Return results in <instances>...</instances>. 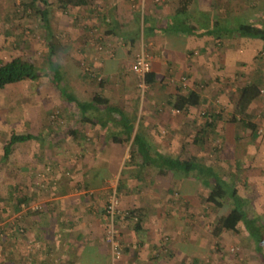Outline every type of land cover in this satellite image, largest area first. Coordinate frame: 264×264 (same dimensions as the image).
Instances as JSON below:
<instances>
[{
    "label": "crops",
    "instance_id": "crops-1",
    "mask_svg": "<svg viewBox=\"0 0 264 264\" xmlns=\"http://www.w3.org/2000/svg\"><path fill=\"white\" fill-rule=\"evenodd\" d=\"M46 1L49 4L48 21L50 31L54 35L53 42L60 45L62 51L68 47L73 48V43L82 47L89 68L97 78H101L97 83L90 82L92 86H87V89L84 87L82 90L80 86L78 90L86 94L85 97H80L78 92L75 95L68 88L67 91L82 102H88L95 96L103 97L107 100L109 108H112V111H108L105 105L87 106L82 110L74 102L64 99L74 103L76 110L73 113L76 116L71 120L76 126L66 133L72 145L81 147L82 138L99 145L98 155L88 159L85 158V150L78 152L76 148H72L73 154H76L75 159L103 163L101 165L117 161L119 165L117 170L109 168L110 165L107 169L105 164L100 166L99 171H93L97 168L89 171L87 178L96 185L93 184L94 188L90 193L100 192V196L94 197V205L79 203L78 210L76 202H81V192L69 194V187L64 184L59 186L55 176L49 173L43 182L44 174L40 171L44 168L38 163V160H43L41 151L29 149L30 146L25 147L27 141L12 148L10 158L16 167H19L21 159L31 156L29 164L21 163L22 166L32 168L29 176L19 173L24 177L21 183L11 177L15 166L10 167L9 172L7 166L1 168L2 160L6 158L0 152V174L4 173L0 178V264H138L141 257L136 250L122 255L119 260H114L111 251L105 249L100 237L97 240L83 237L82 243L75 239L76 233H80L76 232L79 222L89 226L86 233L102 230L106 216L105 210L99 206L103 200L99 203L98 199L103 198L104 190L108 183H112V179L119 191L120 209L143 210L142 226L146 215L153 217L155 214L157 219L154 220V226L156 221L160 227L167 223H177V220H185L198 229L200 226L197 220L196 225H193L192 218L203 217L204 209L224 208H218L206 201L213 179L207 178L204 170L180 175V189L171 187V183L169 186L156 185L152 172L159 177L176 176L172 171L160 174L157 167L143 165L140 155L131 156L130 145L137 131L142 139L163 156L181 159L193 156L203 166L211 168L219 178L237 190L245 201L248 217L257 218L256 224L261 226V215H253L250 204L255 195L259 197L264 187V132L260 133L261 127L264 131V58L260 55V52L264 51V38L242 35L237 30L240 24H254L264 31V0H167L163 4H156L153 0H144L142 3L140 0H86L84 5L68 4L66 8L60 6L59 0ZM36 2L39 8H44L39 0ZM57 7L59 12L54 16ZM71 13H75L74 17H71ZM38 18L40 20L39 15ZM57 19V28L64 30L63 33H69L68 43H64L55 33ZM65 19L73 20L78 25L75 26L72 21ZM82 19L90 25L89 30H86L85 26L84 29L79 27L82 26ZM180 21L194 24L197 29L193 32L178 30ZM40 23L42 25L41 20ZM83 30L84 33H90L88 31L91 30L93 37L82 34ZM44 34L47 46L46 30ZM78 46L74 45V48ZM141 53L148 57L150 63L151 82L148 86L159 89L154 94L139 93L135 86L131 65ZM79 70L75 67L76 80L82 78V75L79 77ZM232 80L241 83L238 89L248 82L260 83V94L249 107L251 121L256 125L254 132L240 123L228 120L229 111L232 113L234 109L238 91L232 93L224 91L223 88L214 89V85L217 87L219 81ZM179 81L182 85L170 87V82ZM190 90L200 94L199 105L187 107L183 103ZM58 92L63 97L59 90ZM232 96H236L234 102ZM214 97L218 104L219 101L221 104L213 110ZM211 102L213 103L209 107ZM205 108H208V112L212 110L211 113L216 116L219 113L222 115L217 120L212 118L215 121L210 130L212 133L214 130L222 131L220 133L223 136L224 148L220 157L209 153L210 147L206 140L208 131H202L203 119L199 113L203 114L201 110ZM42 112H39L41 117L45 114ZM5 119L13 120L11 117H4ZM24 124H30L32 127L30 120H21L17 126L8 129L10 134L12 131L18 133V130L25 129ZM43 127L42 123L39 129ZM129 127L132 132L127 142L121 144L113 140L114 136L124 139V131ZM8 137L4 136L3 141L6 142ZM185 145L190 148L187 150ZM117 147H121L120 153L117 152ZM115 152L117 159L109 155ZM17 153L21 156L18 157ZM13 155L18 158H12ZM65 156L71 160L72 153H65ZM54 160L55 157L51 155L50 161ZM58 160L67 161L65 157ZM22 166L21 169L27 171ZM102 169L107 173H102ZM221 172H226L229 177L226 178ZM148 173L151 174L147 175ZM141 179L142 182L145 180L143 187L140 186ZM43 184L46 191L38 193ZM240 186L243 189L241 191L238 188ZM246 190L253 191L242 195V191ZM158 193L165 196H157ZM42 196L47 197L43 200L47 204L38 200ZM18 200L21 202L18 203ZM203 201L206 203L203 204ZM224 204L227 209L215 215L214 221L221 214L228 212L231 202L225 201ZM152 207L154 210L147 211ZM162 210L166 212L163 213ZM186 212L190 213L189 218ZM171 218L172 221L169 220ZM241 227L244 228L243 225ZM139 231H143V228ZM194 232V238L197 239L201 231L199 229ZM150 243L155 244L156 241L151 240ZM60 244L66 249H59ZM151 256L155 258L154 255ZM157 259L159 258H155L152 264H159L155 262Z\"/></svg>",
    "mask_w": 264,
    "mask_h": 264
},
{
    "label": "rangeland",
    "instance_id": "rangeland-1",
    "mask_svg": "<svg viewBox=\"0 0 264 264\" xmlns=\"http://www.w3.org/2000/svg\"><path fill=\"white\" fill-rule=\"evenodd\" d=\"M27 3H29L28 0H0V59L7 61L13 57H21L30 60L38 67L41 73V76L38 78V80L32 82L22 81L15 84H9L0 90V117H2V124H0V126H2L0 129V152L3 153V146L5 142L3 141L4 136H10V131L8 129L17 126L21 120H30L32 122V127L30 124H24L25 129L18 130L17 132H32L35 138L28 140L25 144L15 143L13 147L15 148L17 145L21 146L24 144L25 147L30 146L29 149H33L35 151L38 150V152L41 151L43 153V160L41 162L38 160V163L42 164L44 168L40 171V173L42 172L44 174V177L42 178L43 182H45L44 180L49 173V175L55 176L59 186H61L60 184H64L66 187H69V194L73 193L74 195L75 193L81 192V202H76L78 205L77 209L79 210V203L80 205L86 204V206L94 205V197L100 196V192L98 194L94 190V192H92L93 194L90 193V190L94 188L95 184L92 183L89 178H87L89 171L91 172L95 168L97 169L93 170L94 172L99 171L100 166H104L105 164L106 168L110 165L109 168L113 167L115 170L119 165V162L112 161L110 164L106 162L104 165H101L103 163L75 159L76 154H73L74 152L72 148H76L78 152L85 150V158L88 159L91 157L95 158L98 155L97 149L99 145H95L94 143L89 142L86 138H82L80 143L81 147H79L77 144L72 145L70 138L68 135L66 136L68 130L74 129L76 126V124L72 122L74 116H76L73 115V113L76 111L74 103L66 102L64 98L61 97L58 89L51 80L52 75L47 71L48 52L46 43L44 41L45 30L41 25L38 16L32 15L30 11L25 8ZM55 11L56 13L54 12V16H56L57 12H59L58 7L55 8ZM74 14L75 13H71V17H74ZM67 21H72L75 26L78 25V23L73 20ZM58 22L59 20L57 19L54 26L55 33L62 38L64 43H68L67 39L69 33H63L64 30L62 29L59 30L57 28ZM81 23L82 26H79L81 29H84L85 26L86 30H89L90 25L87 23V21L82 19ZM58 30L59 32H57ZM84 31L85 30L82 31V34ZM88 32L90 33L84 34L89 35L92 38L94 34L91 30ZM74 45L78 46L77 44L73 43V48L68 47L65 49V51L57 52L53 59L59 65V69L62 74V84L65 85L68 90L72 91L75 95L80 93V97H85L86 94H82L83 92L78 90L80 89V86L82 90L84 87L87 89V86H92V81L97 83L101 78H97V76H95V74L89 68L83 51L84 49H82L80 46L74 48ZM88 45L90 44L88 43ZM75 67L80 69L79 77L82 75L80 80L75 79ZM132 74L134 75L136 89L140 93L142 90L138 86L139 78L134 72ZM217 84V87L214 85V89L220 90L223 88L224 91L236 93V91H238V85L241 83L239 81L232 80L226 82L219 81ZM169 85L170 87H173V85L178 86L182 84L179 81L178 83L170 82ZM154 88L152 89L147 85L142 93H144V95L148 94L149 92L154 94L159 90L158 88ZM153 90L155 91L153 92ZM90 93H92L91 90ZM233 97L234 96H232V100L234 102L236 96L234 98ZM214 101L215 107L212 108L213 110L216 109L219 104H221V101H219L218 104L215 97L213 102ZM213 102L209 104V107ZM207 109L208 108L201 110L205 114H202V112L199 113L201 119H205L204 117L207 115L215 118L216 114L211 113L212 110L208 112ZM40 111L45 113L42 114V117L41 114H39ZM229 115H231L230 111ZM37 116L38 120H36ZM4 117H9V119L11 117L13 120L10 119V121H7L6 119L4 120ZM42 123L44 127L40 130L39 127ZM36 126H38V128H36ZM220 132L222 133V131ZM220 132L216 130H214V133L208 131V135H206L207 139L205 137V139L208 140L207 144L210 147L209 153L217 157H220L221 151L224 148V140ZM246 132L250 133L249 130H246ZM263 132L264 131L261 127L260 133ZM241 136L247 137L246 135ZM185 147L187 150L190 148L189 145H185ZM120 150L121 147H117V152L120 153ZM117 152L112 154L109 153V155L113 157V159H117ZM65 153H72L71 160L67 159ZM17 154L18 157L21 156L20 153ZM51 155L55 157L53 162L50 161ZM17 156L13 155L12 158H18ZM30 157L31 156L28 155L23 158V160L21 159L18 165L19 167H16L15 162L11 160L9 155V157L2 160L3 163L1 162V168L3 166H7L9 168L7 171L9 172L11 170L10 167L15 166L14 170L12 171L13 175L11 174V177H14L16 182L21 183V180L23 181L24 177L22 178L19 173L21 175L26 173V175L29 176L30 170L32 169L28 168V166H22L21 163L23 162V165L29 164L31 160L29 159ZM45 157H47V159ZM63 157H65L67 161L58 160ZM21 166L25 167L27 171L22 170ZM102 173L106 174L107 172L102 169ZM221 173L223 176L225 175L226 178L229 177L226 172ZM3 174L4 173L1 172L0 178ZM114 174L112 176H114ZM149 174L151 173H148L147 175ZM152 175L154 178L153 181L156 182V185L169 186L171 183V187L180 189V184H178V181H180L181 176H176L175 178H170L169 176L159 177L158 175L156 176L154 172H152ZM148 179H146V183ZM140 181V186L143 187L145 185V180L143 179L142 182L141 179ZM238 188L240 191L243 190L241 186ZM144 189L145 188H143V190ZM250 189L252 188L250 187ZM42 191H46V186L44 184L41 186V189H39L38 193ZM98 191L99 190H97V192ZM104 191V199L97 198L99 203L100 200H103V203L101 205L99 204V206L105 210L106 216V220L102 224V230H99L95 233L92 230L90 233H86L85 231L89 229V226L81 225L79 222L76 225V232L80 231V233L78 232L79 235L76 233L77 237L75 239L79 243H82L81 240L83 237H91L92 240H95V238L97 240V238L100 237L103 242V246L105 249L111 251L114 260H119L122 255L136 250L141 257V259H138V264H152L155 258H159L157 261H155L159 262V264H264V187H262L259 197L255 195L252 204H250L251 213L253 215H261L260 222H262V225L260 226L258 240L252 238L243 227H241L237 233L227 231L223 234H220L217 238L212 235L211 229L214 218L216 217L215 215L223 213L227 209V206H224V208L221 210L204 209L203 217H200L199 219H195V217L192 218L191 221H194L193 225H196L195 220H197V224L200 226L198 229L191 224L189 225V223L185 220H177V223H167L165 226L162 225L160 227L158 226V221H156V226H154V220L157 219L155 218L154 214L153 217H149L147 215L144 217V224L142 226L143 231H139L140 229L136 230L134 228L133 220L127 221L123 219V213L126 210H121L119 207V191L117 190V186L114 184L113 179L111 184H107ZM248 191L252 192L253 190L242 191V195H246ZM160 195L162 194H157V196ZM172 195L176 196V194ZM112 196H114L115 199V214L113 219H111V217H109L106 212V208L110 204V199ZM162 196H165V194ZM46 198L47 197L42 196V198L38 200L47 204L46 201H43ZM204 202L205 201H203V204ZM247 207L250 208L249 206ZM150 210H154V208L152 207L147 209V211ZM162 212L165 213L166 210H162ZM186 213L188 217L190 213ZM118 215L121 217L118 218ZM169 220L172 221V218ZM199 229L201 232H199L198 238L195 239L194 231ZM74 236L75 235H73V237ZM141 240H144V242ZM151 240L156 241V243H150ZM58 248L66 249L61 244ZM151 255H154L155 258ZM194 256L197 257L195 259H191V257Z\"/></svg>",
    "mask_w": 264,
    "mask_h": 264
},
{
    "label": "trees",
    "instance_id": "trees-1",
    "mask_svg": "<svg viewBox=\"0 0 264 264\" xmlns=\"http://www.w3.org/2000/svg\"><path fill=\"white\" fill-rule=\"evenodd\" d=\"M44 5V8H39L36 5V0H30L29 3L25 6L26 9L30 11L32 15H39L42 25L44 26L47 33V71L52 75V82L58 88L60 93L63 95V98L66 101L74 102L82 110L87 106L99 107L104 106L108 111H112V108H109L107 105V100L100 96H95L88 102H82L77 100V98L67 91V87L62 84V74L59 69L58 63L53 59L57 52L62 51L60 45L53 42V33L50 31L48 14H49V4L46 0H39ZM155 2V1H154ZM162 2H155L156 4H162ZM60 6L66 8L69 5H84L86 0H59ZM186 20V19H185ZM187 21V20H186ZM190 22V21H187ZM179 29H184L189 32L195 31L197 27L194 24H185L183 21H180L178 24ZM222 30H219L221 32ZM242 35H248L252 37H261L264 38V31L261 27L252 24H240L238 25V30ZM41 75L38 67L30 60L13 57L7 61L0 59V89H3L6 85L18 83L21 81H35ZM150 73L148 72L145 77V82L147 85L150 84ZM260 83L258 81L248 82L238 89V96L234 102V109L228 118L229 121L233 123H240L244 128L250 129L252 132L255 131L256 125L252 123V115L249 111V107L252 101L257 98L260 94L259 89ZM187 107H194L201 103V96L194 90L187 92L185 100L183 102ZM179 109V108H178ZM219 113L213 119H219L221 117ZM83 118V117H82ZM203 119L202 131H210L211 127L214 125L215 120L208 121L206 117ZM73 131H71L72 133ZM126 137L120 139L119 137L114 136L113 140L117 143L124 144L128 141L132 128L125 129ZM35 138L32 133H16L12 131L9 138L3 146V156L7 158L12 151V147L15 143H22L28 140ZM131 156L134 154L140 155L142 158L143 165L155 166L158 168L160 174H164L168 171H172L175 176H180L188 174L192 171L204 170V174L207 178H212L213 183L211 184L210 191L207 194L206 201L211 203L213 206L221 208L225 206L226 203L231 202L230 208L227 213L221 214L216 218L212 223L211 233L217 238L224 231L239 232L241 225L244 226L248 234L258 240L260 234V226L256 224L257 218H249L247 211L245 210V201L239 196L237 190L233 187H230L223 179L219 178L211 168H206L200 162L197 161L193 156L188 159H181L179 157L171 158L168 156H163L156 149H154L148 142L142 139L137 131L134 134L132 144L130 145L129 150ZM155 154V156L153 155ZM21 202L18 200V203ZM144 212L141 209H128L123 213L124 220H133L134 228L136 230L141 229L142 219ZM118 218L119 215L117 216ZM259 226V227H258Z\"/></svg>",
    "mask_w": 264,
    "mask_h": 264
},
{
    "label": "built area",
    "instance_id": "built-area-1",
    "mask_svg": "<svg viewBox=\"0 0 264 264\" xmlns=\"http://www.w3.org/2000/svg\"><path fill=\"white\" fill-rule=\"evenodd\" d=\"M140 1L142 3L144 0H140ZM153 1L162 2L164 0H153ZM261 55L264 58V52H262ZM131 70L139 78L138 86L143 92L144 89L147 87V83L145 82V77L147 73L150 71V63H149L148 57L145 54H142V53L139 54L133 61L131 65ZM206 118L208 121L212 120V117H210L209 115H207ZM114 203H115V199H114V196H112V198L110 199V204L106 208V212L109 215V217H111V219H113L114 214H115L114 213Z\"/></svg>",
    "mask_w": 264,
    "mask_h": 264
}]
</instances>
